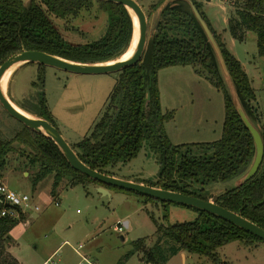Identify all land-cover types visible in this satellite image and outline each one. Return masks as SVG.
<instances>
[{"label":"trees","instance_id":"trees-1","mask_svg":"<svg viewBox=\"0 0 264 264\" xmlns=\"http://www.w3.org/2000/svg\"><path fill=\"white\" fill-rule=\"evenodd\" d=\"M164 1H153L150 10H157ZM193 1L214 33L243 107L254 123L261 115L254 104L256 95L251 80L241 61L231 53L211 25L202 4ZM95 2L107 15L101 36L86 43H74L66 39L55 20L75 18L84 9L93 7ZM234 8L235 15L229 20L231 34L240 41L245 38L247 31L255 32L258 52L264 55V0H238L234 2ZM133 30L129 10L114 1L30 0L25 3L23 0H0V64L10 55L27 49L46 51L78 62L109 61L120 57L128 49ZM38 65V81L33 84H40L42 89L37 95L38 107L33 112L58 127L43 89L42 70L45 65ZM173 65H192L197 73L204 75L223 92L225 120L220 139L183 144H174L170 140L165 125L173 113L162 109L158 72ZM21 106L28 109L25 105ZM19 122L22 127L13 139H0V179L8 164V154L15 150L13 142L16 140L31 149L28 164L37 167L33 175L34 184L51 174L53 192L67 177L70 179L69 184L73 185L94 181L108 189L114 187L73 168L50 137ZM144 144L154 151L159 163L157 178L144 183L206 200L210 199V185L238 179L250 167L255 156L254 138L233 103L216 52L188 0H171L162 7L156 32L142 58L119 71L106 110L92 126L90 133L71 146L87 165L114 175L112 168L120 162L131 160ZM133 193L146 200L160 202L165 208L174 203ZM215 202L264 228V158L251 179L240 186L226 189L217 195ZM191 208L198 212L195 220L172 225L156 222L159 237L154 245L142 251L144 239H139L135 243L136 250L142 251L148 261L166 264L172 256L182 251L214 258L216 249L231 241H264L217 215ZM20 213L19 218L0 216L1 264L6 258L9 233L25 217ZM163 241L170 246L164 247ZM13 263L14 258L6 264Z\"/></svg>","mask_w":264,"mask_h":264},{"label":"rangeland","instance_id":"rangeland-1","mask_svg":"<svg viewBox=\"0 0 264 264\" xmlns=\"http://www.w3.org/2000/svg\"><path fill=\"white\" fill-rule=\"evenodd\" d=\"M138 1L148 17L147 48L156 32L162 7L152 11L150 5L155 0ZM199 1L211 21H216L219 27H227L228 30L227 19L235 15L234 2L238 0ZM106 18V12L95 2L93 7L84 9L75 18L55 21L66 39L74 43H86L101 36ZM248 32V39L236 42L234 46L255 91L254 104L261 117L254 124L264 135V55L258 52L256 33ZM38 71V63L19 65L9 80L6 92L14 104L33 116H38L33 110L38 107L37 95L42 89L40 84H33L38 81ZM42 73L49 109L62 135L73 144L90 133L92 126L106 110L119 72L82 74L45 65ZM186 79L182 77V80ZM191 87L186 93V89L175 87V95L161 104L164 112H172L175 117L168 120L171 121L169 128L175 132L182 131V138L187 134L193 138L199 131H209L203 134L202 138L208 136L204 140L220 139L225 120L223 92L212 86L210 93L190 95L192 90L199 91L196 86ZM166 103L170 109L178 108V113L175 115L170 109L166 111ZM21 127L22 124L0 104V139H13ZM13 144L15 150L8 154V164L0 181L7 182L17 192L29 194L32 204L37 205L38 209L22 212L24 219L9 233L3 263H10L14 258L13 264H44L48 259L54 264H155L145 259L142 251L153 246L159 237L156 222L172 225L193 221L198 216L194 208L175 203L165 208L160 202L146 200L143 196L115 187L109 189L110 195L103 194L98 189L100 184L94 181L73 185L69 184L70 179L67 177L53 192V175L34 184L33 175L37 167L28 164L31 149L16 140ZM112 171L120 178L147 182L157 178L159 163L154 151L144 144L136 156L126 163H118ZM236 180L210 185V200L215 201L217 195L236 186ZM119 226L123 229L117 230ZM139 239H144L142 251L136 250L135 243ZM163 244L164 247L170 246L164 241ZM166 264H264V241H231L218 247L214 258L182 251L172 256Z\"/></svg>","mask_w":264,"mask_h":264},{"label":"water","instance_id":"water-1","mask_svg":"<svg viewBox=\"0 0 264 264\" xmlns=\"http://www.w3.org/2000/svg\"><path fill=\"white\" fill-rule=\"evenodd\" d=\"M23 1L27 3L30 0H23ZM108 1H114L123 4L129 10L132 16L133 24H134L133 14L137 16L138 25H139L138 43L133 51V54L129 58L121 59L120 57H118L116 59H112L105 62L89 63V62H78V61L70 60L46 51L28 50V49L22 50L20 52L10 55L0 65V104L8 112L10 116L21 121L27 127L35 131L42 132L43 134L50 137L58 145V147L67 158L70 165L79 172L88 175L92 179L100 181L107 185L119 187L127 191H133L162 201L174 202L208 211L264 240L263 227H261L254 221L246 218L242 214L235 212L231 209H228L213 200L210 199L206 200L182 192L168 190L157 186H152L144 182H136L134 180L120 178L114 175L103 173L97 169L90 167L80 159L77 152L74 150L71 144L65 139V137L62 135L58 127H56L54 124H52L49 120L45 118L39 116H33V115L30 116L24 113L23 111L20 110L22 108L14 104V102L5 95L2 88V79L6 71L15 64L21 65L30 62L40 63L43 65H51L70 72L82 73V74H105V73L119 72L126 67L136 64L142 58L144 51L146 49L147 31H148L147 14L138 0H108ZM169 1L171 0H165L161 5V7H163ZM188 1L190 2L195 16L202 25L205 33L207 34L216 52L221 70L228 83L233 103L237 111L239 112L242 120L244 121L245 125L250 130L254 138L255 148H256L255 156L253 162L251 163L247 171L236 180V186H240L249 179H251L259 170L260 165L264 158V139L259 128L253 123V121L250 119V117L248 116V114L246 113L243 107L240 96L236 90L234 81L232 79L227 63L223 56L222 50L215 38L214 33L212 32L209 24L202 16L201 12L199 11L194 1L193 0H188ZM133 35H134V30H133ZM98 189L103 194L110 195V191L107 187L99 186ZM0 203H1V198H0ZM125 225L128 226L127 221H125Z\"/></svg>","mask_w":264,"mask_h":264},{"label":"crops","instance_id":"crops-1","mask_svg":"<svg viewBox=\"0 0 264 264\" xmlns=\"http://www.w3.org/2000/svg\"><path fill=\"white\" fill-rule=\"evenodd\" d=\"M198 2L202 4V2H200L199 0H198ZM205 14H206L207 18L209 19L213 28L222 37V40L225 43V45L227 46V48L231 51V53L234 54V56L236 58H238L241 61L240 55L238 54V52L236 51V48L234 46V44L236 42H239V40L234 38V36L230 32V27H229V20L234 15L228 16V19H227L228 30H227V27H223V28L219 27L216 24V21H211L209 15L207 13H205ZM250 35H252V34H250ZM247 36L249 37L248 31L246 32L245 38L243 40H240V42L246 41L248 39ZM182 77H186L187 79L182 80ZM188 78H189V80H188ZM190 80H191V82H189ZM158 84H159V89H160V99H161L162 105L164 104V101H167L169 98H171L175 95V92H173L175 87H178L181 89H186V91H184L186 93L187 90L192 89L191 85L193 87L196 86L199 91L193 92V90H192L190 92L191 93L190 95H194L195 93H204V92L210 93V91H211L210 88H212V86L214 87V84L209 79L204 77V75L197 73L195 71V68L192 65H173V66H168V67L160 69L158 72ZM209 103H211V98H209ZM209 107L213 110V107L211 105H209ZM169 109H170L169 104L166 103V111H169ZM170 110H173L175 115L178 113V108H172ZM203 120L204 119H202V121ZM207 121L208 120H206L205 122H207ZM215 121L217 123V120H215ZM170 122L171 121H168L166 123V131L168 133L170 140L174 144H180V143H186V142H211L208 140H204V139H208V138H206L208 136L202 138L203 134H205L209 131H206L205 133H201L199 131V134L194 135L193 138H191L190 134H187L184 138H182L184 136V133L182 131L175 132V131L171 130L169 128V125H171ZM203 126H205V125H203ZM203 126H201V128ZM211 131H213V129ZM214 131H215V129H214ZM114 176L119 177L118 175H116V173H114ZM130 180H132V179H130ZM1 182H3V181H1ZM5 184L8 187H10L7 184V182H5Z\"/></svg>","mask_w":264,"mask_h":264},{"label":"built area","instance_id":"built-area-1","mask_svg":"<svg viewBox=\"0 0 264 264\" xmlns=\"http://www.w3.org/2000/svg\"><path fill=\"white\" fill-rule=\"evenodd\" d=\"M0 216L10 215L17 217L23 211H29L32 208L38 209L37 205L32 204V197L23 192H17L0 181ZM58 204V202H57ZM117 230L123 228L116 227ZM44 264H54L51 259H48Z\"/></svg>","mask_w":264,"mask_h":264},{"label":"bare ground","instance_id":"bare-ground-1","mask_svg":"<svg viewBox=\"0 0 264 264\" xmlns=\"http://www.w3.org/2000/svg\"><path fill=\"white\" fill-rule=\"evenodd\" d=\"M133 18H134V35L132 38V42H130V45L128 47V49L120 56L121 59H127L129 58L132 54L133 51L138 43V33H139V25H138V19L137 16L135 14H133ZM20 64H15L12 67H10L6 73L3 76L2 79V88L3 91L5 93V95L8 97V95L6 94L7 92V88H8V84H9V80L14 72V70L19 66ZM9 98V97H8ZM21 111H23L24 113L28 114V115H32L29 112H25L23 109H20Z\"/></svg>","mask_w":264,"mask_h":264}]
</instances>
